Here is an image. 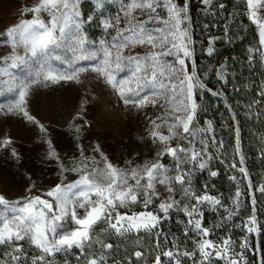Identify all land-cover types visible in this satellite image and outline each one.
Wrapping results in <instances>:
<instances>
[{"label": "snow or ice", "instance_id": "6c2138e0", "mask_svg": "<svg viewBox=\"0 0 264 264\" xmlns=\"http://www.w3.org/2000/svg\"><path fill=\"white\" fill-rule=\"evenodd\" d=\"M115 2L117 0H94L95 11L103 16L105 6ZM246 2L248 17L257 25L259 42L264 46V0ZM119 3L125 26L116 27L120 16L116 17L115 24L104 19L105 30L116 28V35L110 42L101 40L99 45L89 39L85 25L100 17H85L80 0H36L31 8L26 6L23 14L26 16L31 12L32 18L22 19L0 32V47L8 49L7 55H0V97L6 101L0 103V111L22 114L46 133L47 129L27 109L33 87L38 84L47 87L61 81L78 82L82 73L91 71L103 79L125 105L157 109L159 115L149 121V135L154 143L162 146L157 158L154 162L145 161L142 165L121 168L110 162L99 146L94 150L100 152L99 158L85 155L82 148L80 158L71 166L60 163L61 174H77L74 181L64 183L61 180L50 190L17 200L0 194V246H10L11 264H20L22 258L24 264H28L23 242L42 253L32 257L31 264H51L45 261L46 256L73 248L88 257L86 264H106L103 251L99 254L86 252L94 243H99L104 250L113 247L93 235L98 224L107 225L102 232L114 231L118 236L132 232L154 233L159 249L162 221L169 219L173 212H182L188 218L185 236L194 232L198 237L195 251L185 249L180 252L173 243L177 251H159L154 264H164L163 258H167L170 264H184L180 256L197 264L194 259L197 253L201 257L198 264H209L213 256L225 264H247L243 251L251 247L247 236L239 245L241 251H236L231 237L217 243L208 238L210 230L202 226L201 206L205 204L213 211L224 208L227 219L236 215L240 190L234 198L237 211H233L207 191L199 194L192 185L193 169L208 168V161L212 158L209 148L216 145V139L212 136L210 145L208 134L213 132L212 124L209 122L207 127H202L198 121L202 108L198 100L211 89L197 74L196 42L187 0L182 5L178 0H119ZM203 3L210 5L212 0H203ZM219 6L224 7L223 4ZM212 43L210 40L209 44ZM137 47H145L147 51L125 55V50ZM213 51L211 46L207 49L210 55ZM211 94L220 95L214 91ZM80 131L81 127L76 126V132ZM47 143L49 158L60 160L52 141ZM11 144L12 140L7 138L0 142V147ZM219 147L223 148L222 141ZM12 155L18 156L14 148ZM165 156L172 158L171 166L164 162ZM243 160L241 156V164ZM189 164L192 168L186 167ZM239 171L247 176L244 167ZM210 175L215 177L217 172L211 171ZM158 184L166 187L169 196L156 205V211L147 210L160 198L156 191ZM177 185L181 192L179 199ZM35 190L36 186L32 184L29 192ZM260 191H264V187ZM137 203H142L146 211L128 214L118 210ZM73 224L77 227L73 228ZM244 227L249 234L260 233L255 215ZM255 251L261 250L257 247ZM134 255L139 259L143 253L137 251ZM0 264H3L2 257ZM260 264H264V255Z\"/></svg>", "mask_w": 264, "mask_h": 264}, {"label": "rangeland", "instance_id": "374dc122", "mask_svg": "<svg viewBox=\"0 0 264 264\" xmlns=\"http://www.w3.org/2000/svg\"><path fill=\"white\" fill-rule=\"evenodd\" d=\"M35 3L36 0H0V32L19 23L22 19H31V12L26 16L23 13L26 6L31 8ZM178 3L182 5L185 0H178ZM120 7L119 0L115 3L107 4L105 10H103V16H100V12L95 11L94 0H80L81 12L85 17L89 15L94 16V19L95 17H100L95 19L94 23L85 25L89 39L94 40L97 45H99L101 40L111 41L112 37L116 35V28L105 30L102 21L109 19L115 24L116 17L120 16V23L116 27L123 28L125 20ZM245 13L249 19L247 2ZM249 21L252 23L250 19ZM252 25L257 30L264 66V46L260 45L257 25L253 23ZM145 51H147V48L137 47L125 50V55L137 52L143 53ZM7 54L8 49L0 47V55ZM189 66H191V62H189ZM5 102L4 97H0V103ZM27 109L29 114L47 129L46 133L41 132L36 123L28 121L22 114L7 113L6 110L0 111V142L7 138L12 140L11 145L0 147V194L10 200H17L30 194L39 195L41 192L50 190L55 184L60 183L61 180L64 183H68L77 179V174L74 172L61 174L60 163L71 166L80 158L82 148L87 156L95 155L99 158L100 152H103L114 165H118L121 168H131L142 165L145 161L154 162L157 158V152L162 147L158 143H154L149 135L151 129L149 121L159 115L157 109L151 106L137 109L132 105H125L105 81L91 71L82 73L78 82L61 81L58 84H51L47 87L43 84L35 85L28 98ZM76 126L81 127L80 133L76 132ZM162 131L166 130L162 129ZM208 135L211 145V137L215 136V134ZM215 139L216 145L209 148V155L212 158L208 161V168L205 170L193 169L191 176L192 185L199 194L207 191L208 194L221 199L226 207L233 211H237L234 198L239 189L241 192L239 198L240 206L237 214L231 219H227L228 213L224 208L218 207L213 211L210 205H202V226L210 230L208 238L217 243L223 238L231 237L235 241L234 247L236 251H241L239 245L247 236L251 247L243 250L246 262L247 264H260L261 258L256 256L255 251L257 234H249L244 225L253 215H255L257 221V215L252 206L262 205L260 201L264 202L262 200L264 191H260L264 184L253 186L244 164L234 168L235 187L227 189L210 184L207 179L212 177L210 172L217 166L214 158L215 151L219 147L217 140H219L218 142H223L221 137L215 136ZM48 140L52 141L56 152L61 158L60 160L49 158ZM97 146H99L100 152L94 151ZM13 148L18 153L16 157L12 155ZM163 160L171 166V157L165 156ZM186 167L192 168V165L189 164ZM240 167L245 168L247 176L239 171ZM32 184H35L36 190L30 193L29 188ZM206 185L207 188L205 187ZM176 187L178 189L176 195L179 199L181 195L180 186L177 185ZM156 191L160 194V198L155 200L154 204L147 210L156 211V205L169 196L164 185L158 184ZM43 198L51 199L49 197ZM253 200H255V204H253ZM118 210L121 213L126 212L128 214L146 211L142 203L132 204L127 208ZM183 215L182 212H173L169 219L162 221L161 230L166 232L168 236L176 234L180 229L183 233V239L178 244L175 241L167 242L169 240H162L163 242L160 246L163 250L176 252L177 248L173 247V243H175L180 252L185 249L189 252L195 251L198 237H196L194 232L190 233L189 236H185L188 218ZM172 217H175L174 224H171ZM72 227L75 228L77 226L73 224ZM106 227V224L100 223L96 226L93 233L94 236L99 237L102 243L104 236L115 234L114 231L102 232L101 229ZM167 230H170V232ZM128 234L149 233L132 232ZM23 243L27 250L28 264H31V258L34 257L33 250H40L27 242ZM92 248L99 251L102 250L99 243H94ZM4 250L7 254L11 252V248L8 245ZM64 253L66 252L57 253L51 257L46 256L45 261L51 262V264H68V262H62L61 260H49L56 255ZM179 258L184 264H193L192 259H187L183 256ZM194 259L198 264L201 259L199 253ZM163 261L164 264H170L167 258H163ZM3 264H11V260H5ZM20 264H24L23 258ZM69 264L86 263L72 262ZM209 264H225V262L217 260L213 256L210 258Z\"/></svg>", "mask_w": 264, "mask_h": 264}, {"label": "trees", "instance_id": "16d2710c", "mask_svg": "<svg viewBox=\"0 0 264 264\" xmlns=\"http://www.w3.org/2000/svg\"><path fill=\"white\" fill-rule=\"evenodd\" d=\"M187 3L193 40L196 42L194 59L197 74L211 91L220 93L219 96H213L210 91L198 100L202 105L198 114L199 123L202 127H207L211 122L213 132L210 134L223 139V148L218 147L214 154L217 166L213 171H216L217 175L207 180L216 187H235V167L232 165L240 166L243 156V164L252 185L256 187L264 184V95H261L264 92L263 55L257 30L245 13L246 2L212 0L210 5H205L203 0H187ZM221 4L224 5L223 8L219 6ZM210 40L213 41L211 45ZM210 46L214 49L211 55L207 52ZM218 141L217 144H220ZM261 203L262 205L252 206L260 228V233L256 236V248L261 250L256 252V256L260 258L264 255V202L260 201ZM174 223L175 217H172L171 224ZM180 230L171 236L162 231L160 244L162 240L175 241L178 244L183 239ZM103 243L113 245L111 249L101 250L108 259L106 264H154L158 252L163 251L161 246L157 249L154 233L106 235L103 237ZM6 246H0L3 262L10 259L4 250ZM93 249H86V252H101ZM137 251L143 253L139 259L134 255ZM33 252L34 257L42 255L38 250ZM87 258L79 249L73 248L49 260H61L69 264L86 263Z\"/></svg>", "mask_w": 264, "mask_h": 264}]
</instances>
